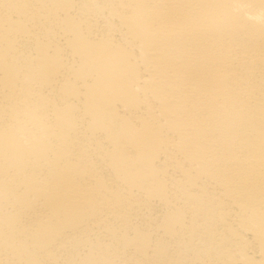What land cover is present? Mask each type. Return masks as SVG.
I'll list each match as a JSON object with an SVG mask.
<instances>
[{
    "label": "bare ground",
    "instance_id": "1",
    "mask_svg": "<svg viewBox=\"0 0 264 264\" xmlns=\"http://www.w3.org/2000/svg\"><path fill=\"white\" fill-rule=\"evenodd\" d=\"M0 264H264V0H0Z\"/></svg>",
    "mask_w": 264,
    "mask_h": 264
}]
</instances>
